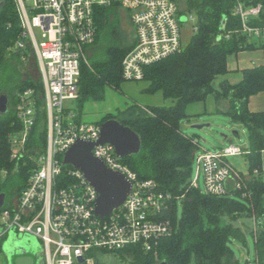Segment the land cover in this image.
<instances>
[{"label":"trees","instance_id":"trees-1","mask_svg":"<svg viewBox=\"0 0 264 264\" xmlns=\"http://www.w3.org/2000/svg\"><path fill=\"white\" fill-rule=\"evenodd\" d=\"M239 1L246 8L259 3L263 5L259 17L251 18L249 24L264 26V0H186L185 12L197 19L195 34L181 52L146 66L143 76L148 83L143 92L155 94L162 91L164 98L172 99L173 104L140 106L132 103L125 110L105 114L97 122L102 124L114 117L140 134L141 152L122 158V161L141 180H154L156 190L171 196L162 216L171 221L172 230L152 250L132 244L112 251L94 250L91 255L95 259L100 254L112 253L129 264H159L162 260L168 261V264H239L230 243L234 239L245 243L244 229L235 222L246 216L254 220L252 235L256 264H264V111L254 112L249 107L250 98L264 91V65L244 68V77L237 84L225 81L220 86L221 90L214 86L216 77L228 72L231 58L243 50L264 48L262 40L242 30V17L235 12ZM95 23L96 40L86 48L100 42L101 53L81 64L80 95L73 107L77 121L83 120L87 102L106 99L108 87L124 94L122 85L126 80L123 78L122 61L136 42L122 33L116 7L98 9ZM22 32L17 2L2 0L0 94L5 91L10 97L8 112L0 113V171L4 168L10 170L7 177H0V194L6 192V202L17 197L27 186L32 169V162L12 159L9 137L19 126L16 111L18 95L27 87H34L40 97L37 103L39 115L29 147L38 145L43 148L47 144L43 81L40 77L37 82L30 77L23 79L17 64L10 63L28 54L14 47ZM211 95L215 97L219 111V102L227 100L229 107L224 114L234 123H242L248 130L249 145L243 155L249 177L240 173L245 176L243 188L229 189L226 194L213 195L191 185L198 139L195 135L182 132V122L190 119L188 107L198 101H206ZM69 169L72 167L64 165L59 176L65 183L76 180L68 175ZM179 200L182 203L181 213ZM3 243L4 238L0 249ZM40 264L45 263L41 260ZM76 264L89 263L83 261Z\"/></svg>","mask_w":264,"mask_h":264},{"label":"built area","instance_id":"built-area-1","mask_svg":"<svg viewBox=\"0 0 264 264\" xmlns=\"http://www.w3.org/2000/svg\"><path fill=\"white\" fill-rule=\"evenodd\" d=\"M15 1L23 32L14 47L28 52L24 59L34 56L43 81L47 144L43 148L29 147L40 97L34 87H27L18 95L19 126L9 137L12 159L32 162V169L28 184L17 199L5 202L1 209L0 242L3 238L5 242L8 235L35 234L41 241V260L45 264H76L79 258L90 264L94 250L112 251L132 244L154 249L172 230L171 221L162 216L171 196L156 190L154 180H141L111 144L95 146L94 155L132 182L130 195L111 215L101 217L96 212L99 193L82 171L69 169L68 175L76 179L72 183L63 182L59 176L64 170V155L75 142L100 139L101 124L77 121L73 108L80 95L79 76L85 49L96 40L97 10L116 7L128 11L136 42L122 61L123 78L134 82L143 80L146 66L184 49L183 28L188 23L185 16L193 14L183 11L177 0ZM262 9L261 3L246 8L239 1L235 12L242 17V30L264 43V26L249 24ZM36 29L41 30V39ZM244 151L243 146L229 144L214 152H200L195 157L197 176L191 185L199 187L203 172L207 193H228L230 178L234 180L233 188L242 189L245 176L228 158ZM9 174L8 168L0 171V177Z\"/></svg>","mask_w":264,"mask_h":264},{"label":"rangeland","instance_id":"rangeland-1","mask_svg":"<svg viewBox=\"0 0 264 264\" xmlns=\"http://www.w3.org/2000/svg\"><path fill=\"white\" fill-rule=\"evenodd\" d=\"M179 5L183 9L186 10V0H177ZM119 18L121 22L122 33H126L129 35V39L133 40L135 37L132 25L128 18V11L124 9H118ZM187 20V24L183 28V41L184 43H188L191 37L195 34L196 31V23L197 19L195 15H187L185 16ZM36 34L38 39H41V30L36 29ZM101 45L100 42L97 43L96 46H91L88 49H85V61H89L94 55L101 53L100 51ZM12 64H17V68H19L21 72V76L23 79H27L28 77L32 78L33 81L37 82L39 80V70L36 67V61L33 55L28 56L26 59L21 57L19 60H12L10 61ZM10 81V80H9ZM137 86H145L147 84L146 81L140 80L139 82L134 83ZM5 92V91H4ZM6 93V92H5ZM7 94V93H6ZM8 95V94H7ZM114 97L109 93L106 97L105 102H102L100 105L101 109L99 111H89L88 117L95 119V113L102 115L105 114L103 109H107L108 107H113ZM123 100H121L122 102ZM120 102V103H121ZM124 102V101H123ZM130 103H136L135 101H130ZM123 103H121L122 105ZM223 104V103H222ZM221 104V107L223 106ZM145 106H147L145 104ZM116 111V110H115ZM192 119V123H190V119H184L182 122V132L195 135L198 139V149L196 151L195 157L200 154V152L204 150L209 151H217L223 147H227L229 144H235L240 147L247 146L248 147V130L246 127L241 123H234L231 118L226 114L212 112L208 114H198V115H191L189 116ZM200 124L203 125L202 128L196 129L193 125ZM239 133H235V131ZM226 136H228L226 138ZM263 158V167H264V152L262 154ZM229 161L233 164L237 171L244 173L245 175L248 172L247 162L244 155H236L230 156ZM198 161L195 159L194 168H193V178H195L197 172ZM199 188L202 191L207 192L206 184H205V175L201 172L200 179H199ZM18 197V196H17ZM17 197L13 198L14 200ZM179 213L182 212V203L179 200ZM236 224L242 226L244 232L246 234L245 243L241 242L240 240L234 239L231 241V245L234 248L236 258L239 260V264H256V247H255V239L252 235V231L254 230V220L250 217L244 216L243 218L238 219ZM8 235L6 238H8ZM26 240H28L32 246V252L36 255L35 264H40L41 259L43 258V248L41 245L40 239L35 234H24L23 235ZM8 255L3 250L0 252V264H8ZM96 262L97 264H129L127 261H123L120 258L116 257L112 253H104L98 256V259H94L90 263Z\"/></svg>","mask_w":264,"mask_h":264},{"label":"water","instance_id":"water-1","mask_svg":"<svg viewBox=\"0 0 264 264\" xmlns=\"http://www.w3.org/2000/svg\"><path fill=\"white\" fill-rule=\"evenodd\" d=\"M2 4V3H1ZM225 20L223 21V25ZM10 97L6 93L0 94V113L8 112ZM194 128H202L203 125H193ZM111 144L116 154L121 157L139 154L141 152L142 139L131 126L123 124L116 118L105 120L101 124L100 139L98 141L78 140L67 150L63 158V164L82 171L83 176L95 188L99 196L96 200V212L101 217H107L121 205L130 195L132 186L123 173L110 169L104 161L97 158L93 148L100 144ZM6 192L0 194V209L6 202ZM3 250L8 255V264H35L36 256L32 252V246L21 235H10L6 238ZM79 258V262H83ZM159 264H168L162 260Z\"/></svg>","mask_w":264,"mask_h":264},{"label":"crops","instance_id":"crops-1","mask_svg":"<svg viewBox=\"0 0 264 264\" xmlns=\"http://www.w3.org/2000/svg\"><path fill=\"white\" fill-rule=\"evenodd\" d=\"M256 65H264V48H254L252 50H243L239 52L237 56L230 59L229 64H228V68H229L228 72L225 73V75H219L218 77H216V79L214 80L215 88L221 90L220 86L225 81H228L232 84L239 83V81H241L244 77L242 70L244 68H252L253 66H256ZM134 83L136 82L126 80V82L122 85V91L124 92V94L119 93L115 89L108 87L106 90V93H107V96L109 95V93L113 95L114 97V100L112 103L113 107H108L107 109H103L104 110L103 112L107 114V113H113V111L118 110V109L125 110L130 104H132L130 103V101L132 100L135 101L140 106L141 105L145 106V104L148 106H155V105H168L169 106L173 104L172 99L169 98V100H166L164 98L162 91L156 92L155 94H148L146 92H143V88L146 87L148 83L145 86H141V85L137 86ZM105 100L98 101V102H94V101L87 102L85 105V113L83 116V121L84 122L85 121L98 122L105 114L104 115H102L101 113L97 114L98 113L97 112L95 113V117H96L95 119L89 118L88 114H89V111H99L101 109L100 105L102 104V102H105ZM121 100H123L124 102L123 101L121 102ZM120 102L123 104L121 105ZM249 102H250L249 107L252 111L254 112L264 111V91L252 96ZM219 103H220L221 111L218 110V105L216 103L215 97L211 95L207 98L206 101H198V103L191 104L187 109V113L189 114V116L198 115L201 113L208 114L212 112H218V113L224 114V112L229 107V102L227 100L226 101L223 100ZM221 104L223 105L222 107H221ZM99 112H102V111H99ZM189 121L190 123H192V119H190ZM235 133L238 134L239 132L236 130ZM227 137L228 136H226V138ZM243 147L247 148L246 145ZM245 176L249 177V173H247ZM233 183H234L233 178H230L229 181L227 182V187L229 189H233ZM22 237L25 238L24 236ZM4 243L0 249V252L3 251Z\"/></svg>","mask_w":264,"mask_h":264},{"label":"flooded vegetation","instance_id":"flooded-vegetation-1","mask_svg":"<svg viewBox=\"0 0 264 264\" xmlns=\"http://www.w3.org/2000/svg\"><path fill=\"white\" fill-rule=\"evenodd\" d=\"M2 0H0V6H1Z\"/></svg>","mask_w":264,"mask_h":264}]
</instances>
